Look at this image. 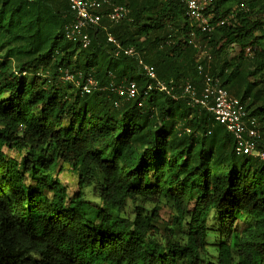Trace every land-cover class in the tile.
Instances as JSON below:
<instances>
[{"label": "trees", "instance_id": "16d2710c", "mask_svg": "<svg viewBox=\"0 0 264 264\" xmlns=\"http://www.w3.org/2000/svg\"><path fill=\"white\" fill-rule=\"evenodd\" d=\"M109 1L129 18L86 29L83 47L65 34L68 0H0V264H264V161L237 155L233 135L183 92L187 82L201 92L203 65L264 133V0H215L214 21L234 18L210 35L182 0ZM127 49L178 98L145 95L154 82ZM65 71L104 90L82 94ZM130 82L137 98L112 91ZM66 167L73 196L53 176Z\"/></svg>", "mask_w": 264, "mask_h": 264}, {"label": "built area", "instance_id": "2783aa9c", "mask_svg": "<svg viewBox=\"0 0 264 264\" xmlns=\"http://www.w3.org/2000/svg\"><path fill=\"white\" fill-rule=\"evenodd\" d=\"M34 1V0H29ZM70 9L74 15V20L66 29V37L70 40L81 38L83 47H87L89 39L85 35L88 28L102 26V21L107 20L111 23H120L129 18L130 10L124 5H114L109 0H68ZM175 1V0H174ZM186 4L187 16L195 27V30L202 34L210 35L215 28L229 25L234 18L230 17L214 21L212 6L215 0H182ZM111 42H115L109 36ZM189 44L198 50L200 60L208 55L206 45H202L197 40L195 33L191 34ZM248 56H252L254 49L247 48ZM125 54L138 58L139 64L144 68L145 74L154 82L149 84L144 94L147 95L152 89H157L167 93L173 98H178L176 87L157 79L153 69L144 64L141 57L133 51L127 49ZM198 71L203 77V89L200 93L192 83H185L183 92L188 95L190 103L209 112L215 120L222 124L230 132L236 143V153L239 156H249L264 161V133L259 129L256 119L248 118L245 107L241 101L231 96L228 91L220 85L218 78L211 76L204 71V66L199 64ZM62 80L72 83L82 94L90 95L95 91H102L99 83L92 76L84 77L81 73L71 74L63 72ZM112 91L124 96L128 100L138 96V87L135 82H130L126 87L112 88ZM189 132L188 130H185Z\"/></svg>", "mask_w": 264, "mask_h": 264}, {"label": "rangeland", "instance_id": "374dc122", "mask_svg": "<svg viewBox=\"0 0 264 264\" xmlns=\"http://www.w3.org/2000/svg\"><path fill=\"white\" fill-rule=\"evenodd\" d=\"M263 47H264V44H263ZM262 47V48H263ZM238 54L237 52H231L229 54V59H235L237 58ZM207 61L209 64L213 63L214 62V58L213 56H211V50L209 49L208 50V55H207ZM7 154H9L10 156L12 157H15L17 159H20L24 153L22 152H18L17 150H13V151H8L7 149L4 150ZM53 176L54 177H57L58 179L61 180V182L65 185H68L69 187V194L71 196L75 195L77 192H79V188L77 186V183H76V176H75V173H73L72 171H70L69 168H65V170L62 172V173H58L57 170L53 173ZM85 198H87L88 200L89 199H92V193H91V189L89 190H86L85 191V194H84ZM170 217V209L168 208H163L162 211H161V220L163 222H160L159 223V226H160V229L163 230L164 227H165V224L166 222L168 221ZM246 228V225L244 223H238V229L240 231L244 230ZM176 239L179 238V235H178V231H177V235L175 237ZM208 254H210L211 256H216V248L215 247H209L208 248Z\"/></svg>", "mask_w": 264, "mask_h": 264}]
</instances>
